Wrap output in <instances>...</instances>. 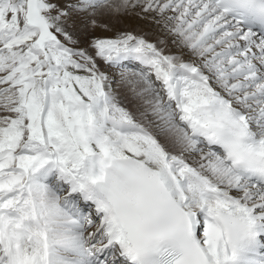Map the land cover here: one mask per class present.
Segmentation results:
<instances>
[{"label": "snow or ice", "instance_id": "1", "mask_svg": "<svg viewBox=\"0 0 264 264\" xmlns=\"http://www.w3.org/2000/svg\"><path fill=\"white\" fill-rule=\"evenodd\" d=\"M0 264H264V0H0Z\"/></svg>", "mask_w": 264, "mask_h": 264}, {"label": "rangeland", "instance_id": "2", "mask_svg": "<svg viewBox=\"0 0 264 264\" xmlns=\"http://www.w3.org/2000/svg\"><path fill=\"white\" fill-rule=\"evenodd\" d=\"M135 12L136 11H131V12H128V14H124V15L118 14L120 18L117 21L113 20V16L115 13H110L109 16L106 18L104 17L106 16V14L98 15L96 18L100 19V22L97 23V27L95 29L91 28L90 26L82 25V27L84 29V32L89 36L95 35L99 37L113 38L118 33L130 31V33H133V34L145 35L147 39H149L152 42H155L157 37L162 36L159 26L153 22L152 15L154 14L152 15H146L142 13L136 14ZM125 25L132 26L131 27L132 30L130 27L127 29ZM167 39L169 40L170 37H168ZM169 44H170V47H169L170 50L177 52L176 47L172 45L171 42ZM185 58L188 59V56L185 55Z\"/></svg>", "mask_w": 264, "mask_h": 264}, {"label": "bare ground", "instance_id": "3", "mask_svg": "<svg viewBox=\"0 0 264 264\" xmlns=\"http://www.w3.org/2000/svg\"><path fill=\"white\" fill-rule=\"evenodd\" d=\"M136 14L138 13V10H136V12H135ZM106 14V16H104L105 18L106 17H108L109 16V14L110 13H105ZM124 14H128V13H122V14H119V15H124ZM120 18V16H118V14H114V16H113V20L114 21H117L118 19ZM137 20V19H136ZM96 21H97V23L98 22H100V19H98V18H96ZM136 24H138V23H136ZM127 25V24H126ZM125 25V27L128 29L129 27L131 28L132 26H126ZM135 26V25H134ZM131 30H132V28H131ZM130 32V31H129ZM139 32V31H138ZM146 34V33H145ZM161 34V33H160ZM137 35V34H136ZM158 35V34H157ZM170 41H171V37H170V39H169V43H170ZM169 47H170V44H169ZM172 53H177L176 51H171ZM185 58V57H184ZM185 59H187V58H185ZM126 106H128L130 109H132L133 108V106L131 105V104H127L126 103Z\"/></svg>", "mask_w": 264, "mask_h": 264}]
</instances>
